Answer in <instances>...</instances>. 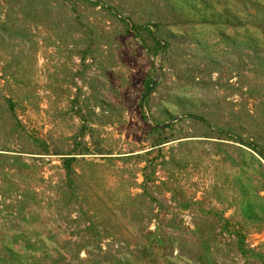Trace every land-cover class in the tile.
Returning <instances> with one entry per match:
<instances>
[{
  "label": "rangeland",
  "instance_id": "374dc122",
  "mask_svg": "<svg viewBox=\"0 0 264 264\" xmlns=\"http://www.w3.org/2000/svg\"><path fill=\"white\" fill-rule=\"evenodd\" d=\"M0 264H264V0H0Z\"/></svg>",
  "mask_w": 264,
  "mask_h": 264
}]
</instances>
